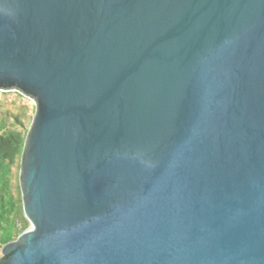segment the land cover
<instances>
[{
	"label": "water",
	"instance_id": "water-1",
	"mask_svg": "<svg viewBox=\"0 0 264 264\" xmlns=\"http://www.w3.org/2000/svg\"><path fill=\"white\" fill-rule=\"evenodd\" d=\"M0 91L35 105L0 264H264V0H0Z\"/></svg>",
	"mask_w": 264,
	"mask_h": 264
},
{
	"label": "trees",
	"instance_id": "trees-1",
	"mask_svg": "<svg viewBox=\"0 0 264 264\" xmlns=\"http://www.w3.org/2000/svg\"><path fill=\"white\" fill-rule=\"evenodd\" d=\"M0 120V257L4 245L16 240L29 227L23 211L20 187L14 191V169H20V159L28 130L8 127Z\"/></svg>",
	"mask_w": 264,
	"mask_h": 264
},
{
	"label": "rangeland",
	"instance_id": "rangeland-1",
	"mask_svg": "<svg viewBox=\"0 0 264 264\" xmlns=\"http://www.w3.org/2000/svg\"><path fill=\"white\" fill-rule=\"evenodd\" d=\"M35 114L34 102L16 91H0V120L7 119V126L26 131L29 129ZM14 191L19 188V169H14Z\"/></svg>",
	"mask_w": 264,
	"mask_h": 264
}]
</instances>
